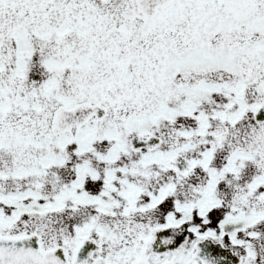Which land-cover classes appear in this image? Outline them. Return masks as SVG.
<instances>
[{"label": "snow or ice", "instance_id": "6c2138e0", "mask_svg": "<svg viewBox=\"0 0 264 264\" xmlns=\"http://www.w3.org/2000/svg\"><path fill=\"white\" fill-rule=\"evenodd\" d=\"M0 264H264V0H0Z\"/></svg>", "mask_w": 264, "mask_h": 264}]
</instances>
